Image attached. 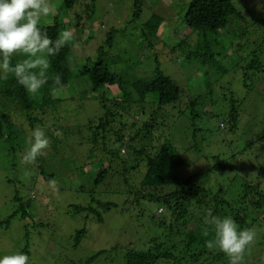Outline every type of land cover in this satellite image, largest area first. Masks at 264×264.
I'll return each mask as SVG.
<instances>
[{"label": "trees", "instance_id": "obj_1", "mask_svg": "<svg viewBox=\"0 0 264 264\" xmlns=\"http://www.w3.org/2000/svg\"><path fill=\"white\" fill-rule=\"evenodd\" d=\"M79 1L63 0L64 12L75 10L81 4ZM142 4L143 0H134L135 19L141 14ZM94 7L93 0L90 7L87 6L84 10L86 15H92ZM75 18L80 26L83 15L76 12ZM231 18L236 21L243 19L242 12L233 0H191L182 20L191 31L185 38L196 32H199V38L189 49L185 59L196 64L209 63L214 66V47L218 46V41L216 37L210 40L208 33L218 35L228 26ZM164 21L163 16L154 14L143 23L145 35L154 39L150 47L155 46V39L160 36L159 28ZM40 27L55 39L67 25L56 16L51 23L41 22ZM113 34L112 32L99 47L97 56L93 57L84 52L85 61L80 65L71 62L76 56L72 49L77 45V39L73 38L57 55L49 58L50 67L46 73L48 82L37 96L26 92L12 74H5V78L0 79V145L6 152V157L0 158H9L12 161V175L19 168V171L23 170L25 176L29 175L34 182L43 179L49 183L56 177L55 173L62 174L52 171L48 165L47 156H51L56 150L63 155L60 158L68 174H62L64 179L66 175H84L77 171L78 167L72 161H68V156L65 157L67 140L73 135L69 131L71 127L67 126V118L70 116L78 121L77 118L83 112L81 110L87 107L84 101L92 100L96 109L92 116L86 112L88 121L83 126L86 138L80 142L85 145L86 152L79 157L90 164L97 163L96 173L92 176L93 189H97L98 194L104 191L102 195L109 199L105 200L101 193L99 198L96 191H91L92 202L88 206L69 205L73 215L87 212L86 218L93 214L97 224H103L106 213L122 206V210L128 211L131 219L135 221L134 230L139 228L140 221L143 233L138 231L131 234L124 253L125 264H229L228 257L217 247H210L209 241L214 238L211 217L230 216L241 228L256 230V238L245 254L244 264H264V251L260 252L259 261L254 257L255 250L258 251L261 244H264V184L261 176L257 175L253 182L243 180L242 189L237 190L230 186H206L205 179L202 180L204 173L199 171V167H193L196 163H191L197 157L209 158L206 151L211 150V139L202 131L203 127L205 130L208 126L200 127L198 124L202 122L205 113H209L216 106V99L209 96L211 101L208 103L203 93L189 92L188 95H183L180 87L182 82L180 84L166 74L159 62L151 76L140 77L134 82L128 81L126 76L112 70V66L121 60L110 56L106 49L113 42ZM245 43L247 41H241L234 47V51L239 52L242 57L250 53V48L247 55L245 51L240 53L241 49H246V46L242 47ZM252 54V61L243 67L246 90H251L248 88L251 74L264 70V63L257 51L254 50ZM22 59L23 56H14L12 63ZM57 75L61 77L63 87L58 88L54 95L53 89L57 88L54 78ZM81 78L87 79L90 86L79 91L74 81ZM114 87L117 88L115 93L112 92ZM222 91L227 93L224 96L230 95L229 99L226 98L230 103L227 117L231 127L237 129L242 116L240 105L243 101L237 98L233 90L225 88ZM74 101H78L77 107L72 105ZM66 102L73 106L67 107L68 114L62 109ZM170 105L174 106L173 113L166 110ZM10 107L16 110L12 115ZM174 118L191 122L185 142L188 145L187 150L196 154L192 161L173 143H178L173 137V129L178 126ZM59 125V131H56L55 127ZM38 127L46 130L53 146L50 144L52 147L49 146L35 161H23L21 154L25 156L24 150H18L13 143L8 144L6 141H22L28 148L26 140L32 130ZM220 128H225V122L220 124ZM189 135L191 139L187 140ZM257 137L258 141L264 142V124ZM61 144L64 146L61 147ZM254 144L255 142L249 143L248 147L251 148ZM242 150L233 156L241 155ZM212 156L217 163L212 166L211 172L221 169V174L226 176L224 170L230 165L227 159L222 158L221 154ZM1 168L3 169L2 166ZM6 180L8 184L14 183L9 177ZM71 188L65 184L58 187L61 190ZM49 192L48 190L47 194ZM113 196H120L122 199L115 201L110 198ZM31 197L34 199L37 196L32 194ZM33 199L24 201L17 191L13 199L17 205L3 221L4 227L8 229L14 218L22 220L20 227L24 230L26 243L18 251H23L28 256L32 254L29 251L32 229L45 228L44 220L37 214L38 210L36 211V206H40L41 210L43 206L32 203ZM71 236L67 249L74 251L88 236V232L86 228H80ZM103 252L92 254L84 262L74 263L70 260L68 264H93ZM68 253L63 246L57 256L45 258L48 264H54L61 261L62 255Z\"/></svg>", "mask_w": 264, "mask_h": 264}, {"label": "rangeland", "instance_id": "obj_2", "mask_svg": "<svg viewBox=\"0 0 264 264\" xmlns=\"http://www.w3.org/2000/svg\"><path fill=\"white\" fill-rule=\"evenodd\" d=\"M92 1L80 0L81 4L75 10L64 12L63 0H49L55 11L41 20L44 23H51L56 16H59L61 20L65 21L67 28L72 30L73 38L77 39V45L72 49L76 56L71 59V62L75 65L84 63V52L93 57L97 56L99 47L113 32V42L106 49L110 56L121 58L117 64L112 66L114 72L126 76L128 81L134 82L140 77L151 76L159 62L166 74L179 81L180 84L182 82L180 87L184 92L183 95L186 96L189 92L203 93L208 103L211 101V96L216 99V106H213L210 111L206 108L209 113H205L202 122L198 124L200 127L208 126L205 130L203 127L202 131L211 139L209 146L212 153L206 151L209 158L197 157L193 160L196 154L187 150L188 145L185 142L191 122L179 121L174 118L177 120L178 126L173 129V137L178 143H173L181 152H184L188 160H193L191 163H196L193 165L194 168L199 167V171L204 173L202 180L205 179V185L222 188L230 186L231 189L237 190L238 188L242 189L243 180L253 182L257 175L261 176V181L264 184V142L257 140L264 124V70L251 74L248 85L251 90H246L243 69L245 64H249L254 58V54H252L254 50L257 51L264 63V0H233L236 7L242 12L243 19L236 21L231 18L228 26L218 35L208 33L210 40L216 37L218 41L216 43L218 46L214 47V66L209 63L196 64L185 59L189 49L197 43L199 38V32L185 38L191 31L182 23V20L191 0H143L141 14L136 19L133 16L134 0H94V12L89 16L84 10L87 6L90 7ZM76 12L83 15L80 26L77 25ZM154 14L163 16L165 21L159 28L160 36L155 39V46L150 47L149 45L154 39L145 35L146 30L143 23L152 18ZM241 41H247V43L242 46H246V49H241L240 53L245 51L244 53L247 55L250 48V53L244 57L234 51L235 45ZM182 44L184 45L180 46ZM232 44L234 46H231ZM74 83L79 91L90 86V82L83 78L75 80ZM225 88L233 90L237 94V98L243 101L240 105L242 116L237 129L231 127L227 117L230 103L226 98L229 99L230 95L224 96L227 94L222 91ZM116 91L117 88L114 87L112 92ZM208 93L210 94L208 95ZM206 95L208 96L206 97ZM77 103L78 101H74L72 105L77 107ZM85 103L87 107L81 110L83 112L77 118L78 121L73 120L70 116L67 118V126L71 127L69 131L73 135L67 140L65 147V157L68 156V161H72V164L78 167L77 171L84 175L68 177L66 166L64 167L60 158L63 155L56 150L51 156L46 154L48 165L52 171L67 175L64 179L62 174L55 173L56 177L49 183L43 179L34 182L29 175L25 176L23 170L19 171V168L17 173L12 175L13 165H10L12 161L9 158L6 160L0 158V256L15 253L26 243L24 230L20 227V224H23L22 220L14 218L8 229L3 225V221L8 218L17 205V202L13 200L17 191L24 201L33 199L31 195L35 194L37 197L33 199L32 203L43 206L42 210L40 206H36V211L38 210L37 214L44 220L45 228L32 229L29 238V251L32 252L29 256L31 263L48 264L45 257L57 256L61 247L64 246V251L69 253L65 256L62 255L61 261L54 264H68L70 260L74 263H81L92 254L101 251H104L103 254L93 264H125L124 253L129 245L131 234H136L138 231L143 233L140 221L138 222L139 228L134 230L136 223L131 219L128 211L122 210V206L106 213V221L103 224H97L93 214H90L88 218H86L87 212L73 215L69 208L70 204L88 206L92 202L91 191H96V196L99 198L102 196L105 200L109 199L102 195L104 191L99 190L100 196L97 189H93L92 176L96 173L97 163L90 164L89 161L79 157L86 152L85 145L80 143L86 138L83 129L88 121L86 112L92 116L96 109L92 100L84 101ZM69 105L70 102L64 103L62 109L67 111ZM72 105L69 107H73ZM10 110L11 115L12 112H16L14 108L10 107ZM166 110L168 113L175 111L173 105L168 106ZM222 122H225L223 129L220 128ZM59 127L60 125L55 127L56 131H59ZM78 127L82 129L80 130ZM14 135H16V131ZM187 137L189 138L187 140L191 139L190 135ZM252 142L255 144L251 148L248 147V144ZM6 143H13L16 149L24 150L25 154L27 148L22 144V141L14 140L13 142L6 141ZM50 144L52 145V143ZM51 145L50 147L53 146ZM62 146L64 145L61 144ZM240 150H242L241 155L233 156ZM231 151L233 154H230ZM5 154L6 152L0 145V156L6 157ZM214 154H221V157L226 158L230 164L229 168L224 170L226 176L221 174V169L211 172L212 166L217 163V160L212 156ZM21 155L23 156L21 160L25 161V156ZM7 177L11 178L14 183L8 184ZM60 184L72 188L58 189ZM48 190L50 192L47 194ZM110 198L115 201L122 199L120 196ZM80 228H86L88 236L77 249L69 251L67 245L72 239L71 235ZM258 251L255 250L254 257L259 261L260 252L264 251V244H261Z\"/></svg>", "mask_w": 264, "mask_h": 264}, {"label": "clouds", "instance_id": "obj_3", "mask_svg": "<svg viewBox=\"0 0 264 264\" xmlns=\"http://www.w3.org/2000/svg\"><path fill=\"white\" fill-rule=\"evenodd\" d=\"M54 6L49 0H0V79L5 74L14 75L15 80L26 92L39 95L48 82L46 75L50 57L73 40L71 29L59 32L52 39L40 27L42 18L53 14ZM24 59L12 63L14 56ZM57 88L62 89L61 77L54 78ZM29 146L25 159L35 161L50 146V140L43 128H34L26 140ZM214 238L210 247H217L228 257L229 264H243L249 246L256 238L254 228H241L230 216H212ZM0 264H31L30 257L23 251L0 256Z\"/></svg>", "mask_w": 264, "mask_h": 264}]
</instances>
